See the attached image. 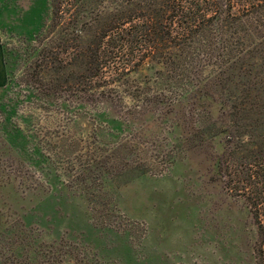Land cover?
Wrapping results in <instances>:
<instances>
[{
    "label": "rangeland",
    "instance_id": "rangeland-1",
    "mask_svg": "<svg viewBox=\"0 0 264 264\" xmlns=\"http://www.w3.org/2000/svg\"><path fill=\"white\" fill-rule=\"evenodd\" d=\"M50 14L1 0L2 48L22 52ZM149 67L66 110L31 100L21 67L0 88V264H257L253 219L212 162L160 110L134 116L130 94L157 91Z\"/></svg>",
    "mask_w": 264,
    "mask_h": 264
},
{
    "label": "trees",
    "instance_id": "trees-1",
    "mask_svg": "<svg viewBox=\"0 0 264 264\" xmlns=\"http://www.w3.org/2000/svg\"><path fill=\"white\" fill-rule=\"evenodd\" d=\"M47 2L49 24L20 36L23 53L3 47L8 84L21 67L31 100L66 110L150 66L157 91L130 94L134 116L160 110L185 150L212 162L249 210L264 264V0Z\"/></svg>",
    "mask_w": 264,
    "mask_h": 264
},
{
    "label": "crops",
    "instance_id": "crops-1",
    "mask_svg": "<svg viewBox=\"0 0 264 264\" xmlns=\"http://www.w3.org/2000/svg\"><path fill=\"white\" fill-rule=\"evenodd\" d=\"M7 82H8V78H7V69L5 64L4 52L0 43V88L4 87L7 84Z\"/></svg>",
    "mask_w": 264,
    "mask_h": 264
}]
</instances>
